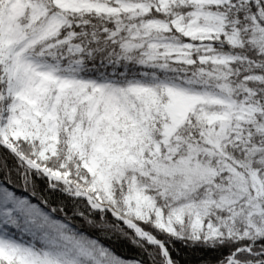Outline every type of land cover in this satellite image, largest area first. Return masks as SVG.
I'll return each mask as SVG.
<instances>
[{
	"label": "snow or ice",
	"instance_id": "6c2138e0",
	"mask_svg": "<svg viewBox=\"0 0 264 264\" xmlns=\"http://www.w3.org/2000/svg\"><path fill=\"white\" fill-rule=\"evenodd\" d=\"M0 264H264V0H0Z\"/></svg>",
	"mask_w": 264,
	"mask_h": 264
},
{
	"label": "trees",
	"instance_id": "16d2710c",
	"mask_svg": "<svg viewBox=\"0 0 264 264\" xmlns=\"http://www.w3.org/2000/svg\"><path fill=\"white\" fill-rule=\"evenodd\" d=\"M128 247L131 248L130 245ZM116 251H117V254H120V250L119 249H117Z\"/></svg>",
	"mask_w": 264,
	"mask_h": 264
}]
</instances>
